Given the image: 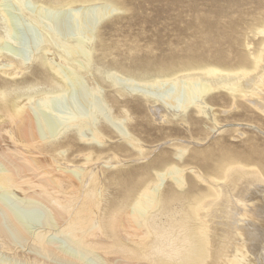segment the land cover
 Masks as SVG:
<instances>
[{"label":"rangeland","instance_id":"rangeland-1","mask_svg":"<svg viewBox=\"0 0 264 264\" xmlns=\"http://www.w3.org/2000/svg\"><path fill=\"white\" fill-rule=\"evenodd\" d=\"M40 3L46 4L45 0H0V90L22 94V98H16L20 101L31 99L28 109L45 140L69 139L70 146L58 148L55 153L60 155L55 159L59 165L63 162L60 166H67L74 180L96 172L100 207L105 208L119 197L120 186L115 181L119 171L150 166L152 174H161L156 184L162 190L179 177L186 182L184 188L192 177L203 187L206 183L193 175L204 173L202 154L216 152L223 145L237 152L253 146L264 156V113L252 106L253 97L231 100L220 89L212 92L215 101L207 102L193 91L200 85L199 80L193 86L184 83L182 77L177 79L179 82L139 80L140 76L156 75L158 67L172 62L174 68L196 61L215 62L218 58L234 64L237 55L252 51L259 44L261 36L254 35L251 27L264 18V0H96L85 5L76 3L71 9L67 7L69 10L66 6H43L42 10ZM35 15L36 21L31 18ZM245 42L250 43L249 48ZM38 55L54 58L56 77H65L60 79L61 90L47 93L48 107L38 100L45 89L51 90L41 73L43 68L34 60ZM18 61L22 62L23 72L10 75L12 78L2 73L3 68L9 71ZM246 98L250 101H243ZM201 104L207 108H203V114L198 111ZM136 105H140L141 112H135ZM95 130L101 132L102 140L94 136ZM2 134L1 145L13 148L12 143L8 144L11 141L7 133ZM3 136L9 140H3ZM86 152L92 153L91 163L85 160ZM162 156L173 166L168 172L155 165ZM85 183L81 191L89 186L87 180ZM257 186H249L252 188L245 192L242 202L248 203L244 208L259 210L255 219L244 220L245 230L238 239L245 243V264H264V182ZM242 187L238 186L237 191L243 194ZM0 190V203L15 211L29 232H42L48 243L70 257L68 262L54 259L40 253L32 240H21L9 233L8 237H0V264H106L107 255L101 251H86L72 233H61L58 226L48 228V211L23 204L21 191L3 187ZM223 197L212 203L213 208L226 201ZM220 212L217 210L214 224L218 233L224 219ZM92 220L97 225L98 220ZM227 253L230 255L231 249Z\"/></svg>","mask_w":264,"mask_h":264},{"label":"bare ground","instance_id":"bare-ground-1","mask_svg":"<svg viewBox=\"0 0 264 264\" xmlns=\"http://www.w3.org/2000/svg\"><path fill=\"white\" fill-rule=\"evenodd\" d=\"M95 1L45 0L46 4L40 3L41 7L39 8L43 10V6H66V9H71L76 3L85 5L84 3ZM31 18L35 20L36 15ZM251 30L254 31V35L261 36L259 44L252 51L237 55L234 64L221 61L218 58L215 62L197 63L196 61V63L190 62L188 64L190 66L174 68L175 64L172 62L158 67L156 75L151 77L140 76L142 78L139 80L175 81L182 77L185 80L184 83L186 82L189 86H193L194 81L199 80L200 85L193 88V91L195 90L194 92L200 95L199 97L202 96V99L205 98L207 102L215 101V95L212 92L224 89L231 100L237 97H253V105H251L264 113V18L255 21ZM87 43L86 45H88ZM249 44V42H245L244 45L249 48ZM48 50L44 51L48 53ZM49 51L52 52V50ZM34 60L37 61V65L43 68L41 73L44 74L45 82L51 86V90L45 89L38 99L42 106L48 107L49 97L47 93L52 92V90L55 92L61 90L60 79L64 80L65 77L63 78L64 75H61L60 79L56 77L58 69H55L57 65L52 61L54 58L49 60L44 55H38ZM25 62L27 63V61ZM20 65L22 62L18 61L9 71L3 68L2 73L8 76L18 75L23 72V67ZM58 73L60 74V72ZM178 82L176 83L178 84ZM20 95L22 94H13L7 89L0 90V134L5 131L10 140L5 137V133L2 134L5 135L3 140L7 139L11 142L5 141V143L13 144V148H9L4 147L1 145L2 141L0 142V164L2 166L0 169V187L21 191L23 204L28 207L46 209L48 215L44 221L48 228L58 226L61 233L65 231L72 233L86 251L97 250L101 251L103 256L107 255L104 261L106 264H245L244 259L247 258L243 255L242 245L245 243L239 242L238 239L244 233L243 222L246 221L245 219L247 217L255 219L259 210L258 208H244V206H248V203H246L247 205L242 203L245 201L243 196L245 192L249 193L247 190L252 188L249 186L258 187V183L264 182V156L257 152L255 147L250 146V150L237 152L220 145L216 152L201 153V158L205 161L202 167L204 173L194 171L196 174L193 175L196 179L199 178L206 183V186L203 187L198 186L197 181L192 177L187 182V187L184 188L186 182L183 177H179L174 184L162 190L156 184L157 176L161 174L157 171L155 174L153 173V176L150 166L134 171H119L115 178L116 183L120 186L119 197L103 208L100 207V199L97 196L98 177L96 172L89 174L86 178L82 176L74 180L71 171L66 168L67 166H60L63 162L58 164L55 157L59 153H55V151L61 147H69L71 144L69 139L65 142H58L55 139L45 140L39 129V123L28 109L31 99L23 97L24 99L21 101L17 100L16 98H19ZM243 101L250 100L246 98ZM200 102L202 103L203 100ZM201 106H198V111L203 114V108L206 106L202 104ZM139 107L140 105L135 106V112H141ZM208 119H212V117ZM72 123L74 122L72 121ZM239 134L241 133L239 132ZM94 136L100 137V140L103 139H101L99 130H95ZM135 143L136 141L133 146L136 147ZM87 152L85 153V160L91 163L92 153ZM97 158L99 156H96ZM155 165H158L157 167L165 172L173 167L171 162H167L163 156L156 160ZM86 180L89 186L81 191ZM241 185L245 187H242L243 194L237 191ZM238 186L239 188H237ZM80 197H82V201L77 203L76 201ZM220 197L227 199L224 200V203L221 201V205L219 204L221 202L217 204L220 207L215 205L217 208H213L212 203H215L214 201ZM217 210L222 212L219 213L220 217L225 219L222 221L223 227L219 233L216 232L214 225L215 219L218 217ZM13 212L15 211L0 203L1 239L12 233L15 238L32 240L40 253H45L64 262L70 260L67 253L61 252L58 247L48 243L42 232H29ZM92 218L98 220V223L95 221L97 225L93 224ZM229 249H231L230 255H228L229 252L227 253ZM35 258L33 257V259ZM259 263L261 262L259 261Z\"/></svg>","mask_w":264,"mask_h":264}]
</instances>
